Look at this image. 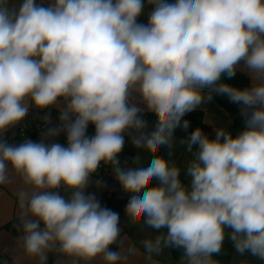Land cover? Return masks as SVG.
I'll use <instances>...</instances> for the list:
<instances>
[{
    "label": "clouds",
    "instance_id": "9594fccd",
    "mask_svg": "<svg viewBox=\"0 0 264 264\" xmlns=\"http://www.w3.org/2000/svg\"><path fill=\"white\" fill-rule=\"evenodd\" d=\"M146 3L145 24L138 18ZM241 63L251 86L224 83ZM134 92L145 108L131 102ZM214 94L240 106L245 127L236 136L216 129L214 139L192 131L186 144L196 155L185 186L180 168L158 153L171 147L178 127L188 129L183 117ZM61 102L59 124L39 142L0 139V185L10 165L32 189L20 193L19 218L25 251L39 264L57 245L83 260L121 259L109 250L120 235L119 214L85 194L102 162L130 194L131 221L167 230L143 241L148 253L163 244L183 249L184 264H217L213 256L230 229L237 253L264 262V0H0V133L24 120L30 106ZM145 109L157 117L150 133ZM130 131L137 133L133 146L153 156L122 168ZM62 132L66 144L53 139ZM62 186L71 191L67 199L56 191Z\"/></svg>",
    "mask_w": 264,
    "mask_h": 264
},
{
    "label": "crops",
    "instance_id": "0c3cea01",
    "mask_svg": "<svg viewBox=\"0 0 264 264\" xmlns=\"http://www.w3.org/2000/svg\"><path fill=\"white\" fill-rule=\"evenodd\" d=\"M51 2L52 0H37L38 4H43L44 6ZM169 2H174V0H169ZM19 3L20 0H10V4L18 6ZM150 11L151 6L146 3L144 12L138 18V22L146 24ZM222 81L237 88L249 87L252 84L251 73L244 67L243 63L238 66L237 73L232 79H228L225 76L222 77ZM131 102L141 108H145L139 95L135 92L132 93ZM62 107L63 102L45 111L51 114H60ZM141 115L147 125L144 131L150 133L157 124V117L146 109ZM183 119L190 122L188 129L185 130L182 127H178L175 130L171 147L162 146L158 155L167 159L170 165L175 164L180 168L181 181L187 186L190 183V178L186 175V168L195 159L196 155V146H193L191 152L187 150L186 141L191 132L196 127H202V131L209 138L214 139L216 129L223 128L231 132L233 136H236L244 129L245 123L244 118L240 114V106L233 104L226 95L217 94L213 95V99L210 102H205L196 110L187 113ZM3 133H0V139ZM136 156L141 158L139 164L134 163V157ZM152 156L153 154L148 153L145 149H137L135 154L131 156L130 167L146 165ZM102 184L99 179L91 175L85 188V194L93 195L98 199L97 196L100 195L103 188ZM21 192L30 195L32 189L24 184L22 177L15 173L9 165L8 182L0 185V264H39V258L29 256L23 245V232L19 218L23 211L20 207L19 199ZM63 194L67 199L70 197L71 191L65 190L63 187ZM126 205L123 208V216L119 223L120 235L109 249L120 253L121 259L117 261V264H184L183 249L181 248L162 244L159 253H148L145 250L143 241L154 240L157 235L166 234L167 230L156 231L144 223H133L126 215ZM12 221H18V234L12 233L5 226ZM14 230L16 231V228ZM225 231L226 236L221 251L213 256V260L217 261V264H264V262L249 253L243 255L237 253L227 235L231 230L226 229ZM112 246L113 248H111ZM53 250L54 247L45 253L47 257L51 256L50 264H107L103 255H98L91 260H83L66 254L57 255L53 253Z\"/></svg>",
    "mask_w": 264,
    "mask_h": 264
},
{
    "label": "built area",
    "instance_id": "2783aa9c",
    "mask_svg": "<svg viewBox=\"0 0 264 264\" xmlns=\"http://www.w3.org/2000/svg\"><path fill=\"white\" fill-rule=\"evenodd\" d=\"M59 115L60 114H51L45 110L36 109L34 106H30L29 113L25 117L24 120L19 122L18 124L10 127L7 129L3 135L1 136L2 140L6 142H13V143H22L26 139L32 140L34 142H39L43 136L44 131L48 127H53L59 124ZM45 117H50V122L46 123ZM145 121V120H144ZM146 122V121H145ZM202 129V127H196ZM195 128V129H196ZM95 129L93 125H89L87 129V135L92 136L94 135ZM133 133L137 134L136 132L132 131ZM55 142H60L62 144H66V135L62 132L58 137L53 138ZM53 139L48 140L47 142H53ZM131 159L130 155H125L124 158L119 155L120 166L122 168L129 167V160ZM115 178V173L113 170V166L110 164L101 163L95 173L92 176L96 177H103L107 176ZM101 180V179H99ZM60 194L63 191V187L57 189ZM43 226V224H41Z\"/></svg>",
    "mask_w": 264,
    "mask_h": 264
},
{
    "label": "trees",
    "instance_id": "16d2710c",
    "mask_svg": "<svg viewBox=\"0 0 264 264\" xmlns=\"http://www.w3.org/2000/svg\"><path fill=\"white\" fill-rule=\"evenodd\" d=\"M134 135H137V134L133 133L132 131L125 134L124 149L119 154L121 157L124 158L125 155H130V157H131V156H133V154H135V150H137V148L134 147L133 144L131 143V137ZM8 143L13 144V145L19 144V143H13V142H8ZM130 161L131 160H129V167H130ZM98 178L101 179L100 181L103 183L102 184L103 188H102L100 195L97 196V198H98L97 200L100 202L102 207L111 209L113 212L118 213L119 217H120V221H119V223H120L122 216H123V208L128 203V200L130 198V194L125 193L122 190L118 181L115 180L114 178L108 177V175L103 176L102 178L101 177H98ZM61 195H64L63 191H62ZM17 223H18V221H12L5 226L8 230L12 231V233L18 234L19 233V227L17 226ZM14 228H16V231L14 230ZM41 228H43V226H41ZM111 248H113V246ZM53 253H56L57 255H63V253H61L58 250V246L54 247ZM50 259H51V256H48L47 260H46V264H50V262H51Z\"/></svg>",
    "mask_w": 264,
    "mask_h": 264
}]
</instances>
